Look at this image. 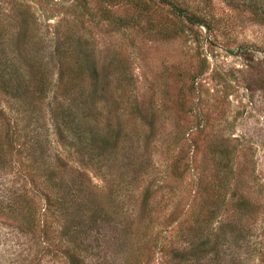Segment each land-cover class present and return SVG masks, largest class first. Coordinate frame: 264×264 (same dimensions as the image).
<instances>
[{
	"label": "rangeland",
	"instance_id": "rangeland-1",
	"mask_svg": "<svg viewBox=\"0 0 264 264\" xmlns=\"http://www.w3.org/2000/svg\"><path fill=\"white\" fill-rule=\"evenodd\" d=\"M171 1L210 30L156 1L0 0V264H69L73 248L96 264H264V0ZM145 14L152 34L110 22ZM74 59L107 86L61 141L51 109L79 110L71 96L1 86H33L40 65L54 87ZM91 130L116 148L98 157Z\"/></svg>",
	"mask_w": 264,
	"mask_h": 264
},
{
	"label": "trees",
	"instance_id": "trees-1",
	"mask_svg": "<svg viewBox=\"0 0 264 264\" xmlns=\"http://www.w3.org/2000/svg\"><path fill=\"white\" fill-rule=\"evenodd\" d=\"M98 1L99 3H106V4H113L114 2H119L120 0H95ZM124 1H128V0H124ZM134 1V0H132ZM136 3H138L139 5H144L145 4H149V3H153V1L158 2V4H161L163 6H167L169 7L175 18L177 19L179 24H185L186 28H184L185 30H189L190 32L193 31V28H206L208 30L209 29V25L207 23V21L205 20L204 16L201 13H189L187 10V8H182L177 4H174L173 1L171 0H135ZM137 4V5H138ZM249 11H251V17L255 20L258 19L257 16H255V13L253 12L254 10L252 8L248 9ZM110 14V13H109ZM150 17H148V15H137V16H131L130 18L126 17V18H117L110 20L111 24L116 25L118 27H120V29H126V28H138L139 30L143 31V33H148V34H152L154 32V29L152 28L153 26L150 24L149 21ZM142 21L144 25L142 24ZM184 29L181 31L183 32ZM26 31V30H24ZM181 32H177L174 31L173 33L170 34H165L162 33V38L164 39V41L166 40H172L175 39L176 37L179 36V34ZM24 34H26V32H24ZM23 34V35H24ZM194 36H198L197 35V31L194 32ZM23 39V37H22ZM18 40L17 45L19 44V46H21V41L22 40ZM24 43V41H22ZM16 45V46H17ZM75 61L73 63L70 62V66L65 68L64 65L61 66L60 71H59V77L58 79L55 81L54 83V87H52V81H50L48 74L46 73V70L44 68H42L40 65L37 69H34V73L36 74V79H33V86L31 85V83L28 84V81H21L19 85H11L4 81L1 86V90H6L7 93H10V95L14 96L15 98H23V95L26 91H29V89H31V92L33 93L32 96L35 97L38 100H43L45 99L46 96H48L49 92L53 93L54 99H57L58 96H61L63 98H66V95H69L72 97L73 100V106H78L76 111H80V113L76 114L77 112H73L70 110L68 111H64V109L62 108L61 110H59L58 108L56 110L51 109V113H52V124L55 127V132L56 135L58 137L59 140H63L66 139L65 135L66 133H70L73 130V126L77 124V117L80 118L79 116H81V113L84 112V105L86 104L85 102V97L87 95H90V100L89 103L93 102L97 96H99V92L105 90L107 84L105 82V76H103V78L101 77V74L98 72L97 68L95 67L93 62H80L77 61L76 59H74ZM85 70L89 71L90 75H89V80H90V88L88 89L87 85L85 86V80L83 78L82 75H84ZM204 66H201L198 68V70L196 71L195 74L191 75L189 77V80L191 81V88H194V83L196 82V80L198 78H200V76H202L204 74ZM85 82V83H84ZM22 83H24V85L22 86ZM99 85H101L99 87ZM21 91H24L22 94L20 93ZM88 92V93H86ZM28 94V93H27ZM26 94V96H27ZM94 100H93V99ZM78 99L82 100L81 102L78 101ZM92 99V100H91ZM53 101H57V100H53ZM76 103V104H75ZM95 103L93 102V109L94 110V115L95 117L98 115L96 109H95ZM71 108V107H70ZM81 119H79L80 121ZM152 124L153 123H149L150 127L152 128ZM13 135L9 134L7 140H9V148L10 150H13V146L14 143L11 142ZM76 137V136H75ZM79 137L82 139V142L86 144V148H91L93 147L94 150H98L101 151L100 155H97L98 157H101V155L105 154L107 155L108 151L107 150H111L110 152H112L115 148H116V144H117V138L118 137H111L107 136V139H102V137L95 131V130H91L90 133H87V135L82 136V134L79 135ZM105 140V141H103ZM7 142V143H8ZM4 145V144H3ZM4 146H0V157L2 155H4V153L6 151H4L3 149ZM192 147L194 149H196V145L194 143H192ZM81 195L80 194H76L75 199L78 200L77 203L80 205H82L83 207L88 208L90 207L92 202H95L94 200H92V196L89 195V199L87 198H80ZM152 196H150V193L148 190H145L142 198H141V207H142V211L146 212V210H150L151 208V200ZM241 204V203H240ZM99 210H93L92 211V215H98ZM78 233V231H75L74 234ZM70 243L72 245V247L76 246L77 242V237L74 236L73 240H70ZM212 247L214 246L213 244H211ZM77 249L73 248L72 249V253L71 254H67V260L69 262V264H96L94 262L88 261V258H90V256L88 257H81L79 256L77 253Z\"/></svg>",
	"mask_w": 264,
	"mask_h": 264
}]
</instances>
